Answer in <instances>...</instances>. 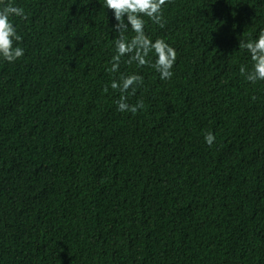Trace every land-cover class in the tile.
<instances>
[{
  "label": "trees",
  "instance_id": "obj_1",
  "mask_svg": "<svg viewBox=\"0 0 264 264\" xmlns=\"http://www.w3.org/2000/svg\"><path fill=\"white\" fill-rule=\"evenodd\" d=\"M5 2L28 19L10 18L24 56L0 57V264H264V81L240 73L239 48L264 30V0L143 17L177 52L169 80L127 56L108 71L104 0ZM133 73L136 114L111 88Z\"/></svg>",
  "mask_w": 264,
  "mask_h": 264
},
{
  "label": "clouds",
  "instance_id": "obj_2",
  "mask_svg": "<svg viewBox=\"0 0 264 264\" xmlns=\"http://www.w3.org/2000/svg\"><path fill=\"white\" fill-rule=\"evenodd\" d=\"M170 2L171 0H104V6L114 14L116 21L112 31L118 34L113 41L116 54L112 57L111 67L108 69L110 73L119 72L121 58L127 56L128 64L136 63L139 67L150 66L160 74L161 80L172 78L177 52L164 39L157 38L153 41L145 33V20L143 19L146 16L154 24L164 28L166 21L163 16V6ZM11 17L28 19L23 8L0 0V57L9 63L24 56V49L19 46L23 38L17 34ZM129 30L135 34L131 39L125 35ZM239 48L246 49L252 61L251 70H246L245 66H241L240 73L253 84L257 81H264V30L260 31L255 40L240 41ZM153 52L157 57L154 63L148 59L149 54ZM143 83V76L136 73L121 74L119 79L112 80L111 88L120 92V98L116 101L118 111L136 114L145 107L143 100H138L134 105L128 103L129 96H134ZM104 91H108L107 85ZM205 142L212 146L215 136L211 132L207 133Z\"/></svg>",
  "mask_w": 264,
  "mask_h": 264
}]
</instances>
